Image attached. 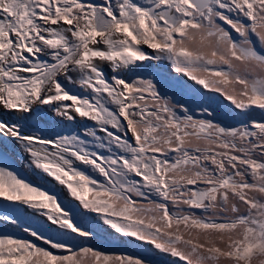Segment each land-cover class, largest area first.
<instances>
[{
	"label": "snow or ice",
	"instance_id": "6c2138e0",
	"mask_svg": "<svg viewBox=\"0 0 264 264\" xmlns=\"http://www.w3.org/2000/svg\"><path fill=\"white\" fill-rule=\"evenodd\" d=\"M156 255L264 264V0H0V264Z\"/></svg>",
	"mask_w": 264,
	"mask_h": 264
},
{
	"label": "rangeland",
	"instance_id": "374dc122",
	"mask_svg": "<svg viewBox=\"0 0 264 264\" xmlns=\"http://www.w3.org/2000/svg\"><path fill=\"white\" fill-rule=\"evenodd\" d=\"M105 71L109 75H111L110 71L107 68H105ZM153 71L156 73H159L161 75H167L170 70L164 69V68H155V69H153ZM212 106L216 107L215 104H213ZM218 110L221 113H223L225 111L223 106H221ZM46 118L47 117H45V119ZM221 118L223 119L224 117L221 116ZM239 119H240L239 117H236L235 119H228V123L236 124V123H238ZM7 152L9 155V162L13 165V167H15L17 169V171L22 176H24L28 180H35L36 179L34 173L25 166V162L27 160V157L25 155H23L22 151L17 146L9 144L7 146ZM28 172H30L32 177L28 174ZM10 231H12V229H10ZM112 243H113V245L118 244V242H115V241ZM152 259H153L154 264H169V258L166 256L156 255V256H153Z\"/></svg>",
	"mask_w": 264,
	"mask_h": 264
},
{
	"label": "crops",
	"instance_id": "0c3cea01",
	"mask_svg": "<svg viewBox=\"0 0 264 264\" xmlns=\"http://www.w3.org/2000/svg\"><path fill=\"white\" fill-rule=\"evenodd\" d=\"M30 174V172H28ZM31 175V174H30ZM32 176V175H31Z\"/></svg>",
	"mask_w": 264,
	"mask_h": 264
},
{
	"label": "water",
	"instance_id": "95a60500",
	"mask_svg": "<svg viewBox=\"0 0 264 264\" xmlns=\"http://www.w3.org/2000/svg\"><path fill=\"white\" fill-rule=\"evenodd\" d=\"M30 175V174H29ZM31 176V175H30ZM32 177V176H31Z\"/></svg>",
	"mask_w": 264,
	"mask_h": 264
}]
</instances>
